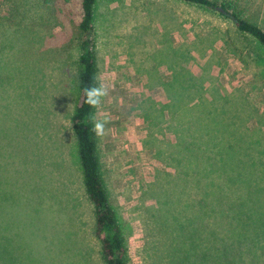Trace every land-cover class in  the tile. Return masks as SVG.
Returning <instances> with one entry per match:
<instances>
[{
  "label": "rangeland",
  "instance_id": "obj_1",
  "mask_svg": "<svg viewBox=\"0 0 264 264\" xmlns=\"http://www.w3.org/2000/svg\"><path fill=\"white\" fill-rule=\"evenodd\" d=\"M224 1L264 29V0ZM80 18L81 0H0V264H104L70 120ZM93 26L96 84L108 89L91 112L106 121L96 152L126 264H202L185 235L198 230L204 184L207 197L227 184L235 201H253L242 230L264 264V50L180 0H95ZM201 84L191 111L183 102ZM171 99L185 107L175 144ZM172 156L183 175L159 198Z\"/></svg>",
  "mask_w": 264,
  "mask_h": 264
},
{
  "label": "trees",
  "instance_id": "obj_2",
  "mask_svg": "<svg viewBox=\"0 0 264 264\" xmlns=\"http://www.w3.org/2000/svg\"><path fill=\"white\" fill-rule=\"evenodd\" d=\"M189 4H196L212 11L217 12L224 18H227L234 26L236 32L243 37H248L250 41L256 43L258 48L264 50V29L258 24L241 16L234 8L231 2L216 0H180ZM95 0H81V18L78 27L81 31L82 38L79 41L78 55V99L71 115V127L76 140L77 155L81 168L82 184L93 210V232L99 241V253L104 264H126L125 258L127 248L121 235L114 212L110 206L105 188L102 183L100 163L96 152V139L92 132V122L88 119L93 108L85 103L84 89L90 85L96 84V60L94 54V37H93V6ZM240 56V52L238 53ZM190 78V74L187 75ZM190 80V79H189ZM191 92L195 95L183 102L191 111L197 103L195 99L202 102L203 87H193ZM214 98V97H213ZM210 99L211 102L215 101ZM228 97H224L221 107L228 111L231 106H235L241 113L240 107L235 103L226 102ZM183 103L174 104L171 99L168 103L171 119L175 118V124L172 123V130L175 135L174 144L184 141L185 134L179 128V116L184 110ZM175 108V110L173 109ZM244 110L247 114L249 111ZM249 115L246 118L248 119ZM242 122L245 125V118L242 116ZM174 173L168 174L170 180L161 182L158 187L160 194H164L165 186L171 180L179 179L183 172L177 167V160L171 157ZM185 171L190 173L186 164ZM211 174V173H210ZM212 175V174H211ZM169 178V177H168ZM205 181V180H204ZM206 183V181H205ZM220 192L214 193L209 191L208 197L206 184L204 187L196 189L195 195L204 194V197L197 203L198 213L195 222L200 221L198 230L192 231V234L185 235L186 245L188 248L193 243L195 249L205 250L206 258L203 256L204 264H253V230L246 229L245 224H253V201H235L232 197V190L227 184H221ZM227 185V186H226ZM200 193V194H199ZM159 199H157L158 201ZM164 210L166 202L162 200ZM161 210L163 207L159 206ZM159 211V209H158ZM192 220L190 219V222ZM193 225H195L192 222ZM202 232V234H201ZM185 239L182 238V244ZM191 249V247H190ZM199 256L201 254H198ZM200 264V262H199Z\"/></svg>",
  "mask_w": 264,
  "mask_h": 264
},
{
  "label": "clouds",
  "instance_id": "obj_3",
  "mask_svg": "<svg viewBox=\"0 0 264 264\" xmlns=\"http://www.w3.org/2000/svg\"><path fill=\"white\" fill-rule=\"evenodd\" d=\"M85 103L91 108H97L101 104L103 97L108 95V89L103 84H94L84 89ZM92 122V132L95 136L101 137L105 134V120H98L94 114H89Z\"/></svg>",
  "mask_w": 264,
  "mask_h": 264
}]
</instances>
